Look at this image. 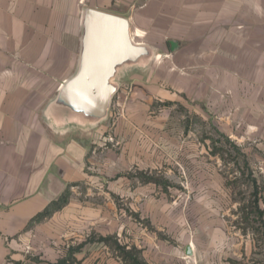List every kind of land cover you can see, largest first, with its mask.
Here are the masks:
<instances>
[{
	"label": "crops",
	"instance_id": "0c3cea01",
	"mask_svg": "<svg viewBox=\"0 0 264 264\" xmlns=\"http://www.w3.org/2000/svg\"><path fill=\"white\" fill-rule=\"evenodd\" d=\"M87 9L127 19L134 43L152 55L150 67L127 65L115 77L118 104L128 107L129 117L148 113L154 100L169 106L183 99L234 147L244 131L264 150V0H0V264L57 263L66 256L68 241L78 243L80 226L87 224L79 223L73 201L28 226L70 185L92 181L89 155L107 150L112 129L121 146L118 158L130 159L129 170L157 171V152L141 149L138 142L141 134L157 139L159 126L90 123L103 135L100 144L70 125L80 117L61 113L66 123L59 128L48 126L36 109L47 98L31 95V67L68 69L67 60L79 53ZM218 224L206 221L203 236L206 232L211 240L204 245L183 232L179 243L186 245L189 264L211 263L214 251L223 261L218 248L225 253L229 236ZM149 225L150 231L137 224L119 229L120 246L137 249L147 264L184 263L180 244L175 248L169 242L174 223L150 219ZM218 240L220 246L208 248Z\"/></svg>",
	"mask_w": 264,
	"mask_h": 264
},
{
	"label": "rangeland",
	"instance_id": "374dc122",
	"mask_svg": "<svg viewBox=\"0 0 264 264\" xmlns=\"http://www.w3.org/2000/svg\"><path fill=\"white\" fill-rule=\"evenodd\" d=\"M81 38L82 35L78 56L67 60L68 69L60 71L31 67L29 75L32 84L37 83L31 86V95L37 92L46 96V102L40 101L35 105L48 126L60 128L66 123L60 121V116L67 113L55 111L54 103L60 82L72 78L78 71L79 61L77 64L76 60L80 58ZM63 57L66 59L65 55H59V60H63ZM138 64L150 67L153 64L152 55ZM113 83L116 85L115 79ZM118 89L117 86L105 119L92 122L79 118L78 124L70 125L79 129L81 135V131L88 133L85 134L87 137L94 138L100 144L102 141L99 137L103 135L90 129V123L112 128L159 126L161 130L155 135L157 139L141 134L142 139L138 142L141 149L157 152V171L147 175L135 168L129 170L130 159L123 156L118 158V148L121 146L113 129L107 135L105 152H102L103 148H98L99 145L92 146V150L98 148L97 156L89 155L87 174L89 177L91 174L93 179L75 184L71 188L75 192L72 190L70 197V202H75L79 207V223L87 226H80L78 243L71 245L68 241L64 246L66 256L60 261H65V264H125L116 248L120 246L119 229L125 232L130 224H137L138 228L150 231V219L166 222L169 218L175 225V234L169 242L175 248L179 246L183 232L201 244L210 241L206 232L203 236L206 221L216 226L221 223L229 236L224 242L225 253L222 254V248H218L223 261H218L219 252L215 254L214 251L210 254L212 261L209 264H264V217L260 220L252 215L250 204L254 190L252 180H255L259 188V208L264 211L262 144L243 131L239 140H235L238 148L234 147L225 134H219L214 129V122L199 116L198 110L194 111L183 99L169 106L167 102L154 100L148 113L141 117L139 114L132 116V119L127 115L128 107L118 104ZM135 113L138 112L134 111L132 115ZM148 177L158 179L159 183L147 182ZM139 190H142V194ZM206 190L214 195L206 196ZM123 237L122 242L126 238ZM220 244L218 240L208 248L214 250ZM180 246L181 255L186 259L180 263L189 264L185 255L186 245ZM89 254L90 257L87 256ZM36 264H59V261H37ZM192 264H195L194 261Z\"/></svg>",
	"mask_w": 264,
	"mask_h": 264
},
{
	"label": "water",
	"instance_id": "95a60500",
	"mask_svg": "<svg viewBox=\"0 0 264 264\" xmlns=\"http://www.w3.org/2000/svg\"><path fill=\"white\" fill-rule=\"evenodd\" d=\"M80 63L77 73L59 88L55 111L100 122L108 116L117 86L118 70L151 56L134 43L127 19L87 9L82 19Z\"/></svg>",
	"mask_w": 264,
	"mask_h": 264
},
{
	"label": "trees",
	"instance_id": "16d2710c",
	"mask_svg": "<svg viewBox=\"0 0 264 264\" xmlns=\"http://www.w3.org/2000/svg\"><path fill=\"white\" fill-rule=\"evenodd\" d=\"M147 182H154L159 183L158 179L156 178H147ZM253 183V192L251 193V207L253 209L252 215L258 216V218L261 220L264 217V211L259 208V188L257 186V182L255 180H252ZM75 186L70 185L64 193L57 199L52 201L43 212L38 214L29 224L28 228L31 227L35 223L43 222L44 220L52 217V215L58 211H61L64 207H66L70 202V197L72 195L71 188ZM246 213H244L245 215ZM245 222H247V217L245 218ZM117 250L119 251V254L121 258L124 260L125 264H147L142 258H141V252L138 251L135 248H132L130 250H126L124 247L116 246ZM59 264H65V261H59Z\"/></svg>",
	"mask_w": 264,
	"mask_h": 264
}]
</instances>
